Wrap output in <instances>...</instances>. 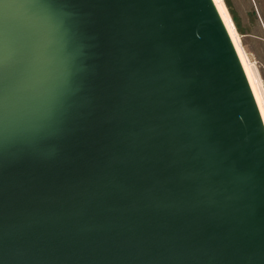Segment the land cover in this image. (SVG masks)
I'll list each match as a JSON object with an SVG mask.
<instances>
[{"label":"water","instance_id":"95a60500","mask_svg":"<svg viewBox=\"0 0 264 264\" xmlns=\"http://www.w3.org/2000/svg\"><path fill=\"white\" fill-rule=\"evenodd\" d=\"M0 264H264V119L214 0H0Z\"/></svg>","mask_w":264,"mask_h":264},{"label":"rangeland","instance_id":"374dc122","mask_svg":"<svg viewBox=\"0 0 264 264\" xmlns=\"http://www.w3.org/2000/svg\"><path fill=\"white\" fill-rule=\"evenodd\" d=\"M224 3L232 18L233 14L238 18L239 28L234 18L233 21L264 84V0H224Z\"/></svg>","mask_w":264,"mask_h":264},{"label":"bare ground","instance_id":"6f19581e","mask_svg":"<svg viewBox=\"0 0 264 264\" xmlns=\"http://www.w3.org/2000/svg\"><path fill=\"white\" fill-rule=\"evenodd\" d=\"M214 1L226 23V26L228 27V30L238 50V53L240 55V58L242 60L246 73L250 80L251 86L253 88L254 94L256 96L258 105L260 107V110H261V113L264 119V84L262 82V79L259 76L255 61L252 60L249 53L245 49L242 43L241 34L239 33L233 21V18L224 3V0H214Z\"/></svg>","mask_w":264,"mask_h":264},{"label":"trees","instance_id":"16d2710c","mask_svg":"<svg viewBox=\"0 0 264 264\" xmlns=\"http://www.w3.org/2000/svg\"><path fill=\"white\" fill-rule=\"evenodd\" d=\"M233 18H234V20H235V22L237 24V27L239 28L240 27V23H239L238 18H237V16L235 14H233Z\"/></svg>","mask_w":264,"mask_h":264}]
</instances>
